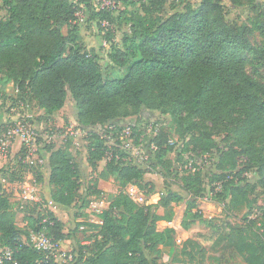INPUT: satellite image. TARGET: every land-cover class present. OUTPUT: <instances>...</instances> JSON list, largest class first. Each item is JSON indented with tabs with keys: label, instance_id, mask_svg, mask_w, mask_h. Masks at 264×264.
I'll return each instance as SVG.
<instances>
[{
	"label": "trees",
	"instance_id": "1",
	"mask_svg": "<svg viewBox=\"0 0 264 264\" xmlns=\"http://www.w3.org/2000/svg\"><path fill=\"white\" fill-rule=\"evenodd\" d=\"M230 1L242 4L241 0ZM166 2L122 0L128 6L139 5L140 8L129 13L128 29L117 43L114 32L120 18L117 10L99 9L95 0H0L6 10V16H0V84L4 87L13 82L16 100L23 106L36 101L46 114L63 108L71 97L79 125L85 128L107 126L108 133H111L109 126L115 125L113 134L123 131L122 118L156 109L170 112L181 123H192L190 129L193 130L196 119L207 120L217 127H230L231 131L241 134V150L247 153L251 164L258 166L264 183V86L246 70L247 61H251L249 56H254L253 61L264 59V50L251 42L254 31L264 33V10L251 25H235L221 14L224 0H201L198 7L187 4L184 11L169 16L163 14ZM78 12L83 13V21L78 20ZM105 20L111 26H105ZM86 21L96 23L102 42L108 43L103 47L105 59L81 40L80 25ZM62 26H67L66 34ZM103 61L124 74L115 77L105 72ZM94 133L98 141L89 147L87 161L96 169L111 145L105 143L107 139L99 129H94ZM160 139L159 134L148 141V146L154 142L157 148L150 151L152 156L146 167L126 161L124 152H127L121 143L113 144L112 157L100 173L104 179L113 177L122 187L134 185L143 190L142 203L123 189L111 193L110 203L100 215L102 223L79 221L73 234L66 233L64 222L43 207L48 200L43 197L41 202L31 201L37 214L30 228L37 231L45 226L51 236L61 240L75 237L79 230L84 235L89 228L93 230L87 236L91 240L89 245L80 244L86 236L77 238L76 248L81 257L73 264H179L159 262L149 255L160 244L175 240L174 229L157 227L162 222L172 221L173 205L186 200L170 185L171 176L178 171H174L172 162L164 156ZM194 140L198 145L199 137ZM211 145L207 141L206 149ZM231 148L234 160L239 150ZM50 150V198L60 206L76 205L81 170L74 153L69 145ZM20 153L21 158L13 165L22 168V174L32 173L37 182L43 181L44 163H29L25 145ZM10 170V179L23 180V175H15L14 167ZM146 172L162 175L165 186L157 190V183L147 179ZM189 172L183 175L184 184L180 185L193 193L187 214L193 218L192 222L205 220L203 211L195 210L196 197L203 192L196 186L202 182L201 175ZM238 172L213 174L232 182L221 190L212 187L225 212L247 188L234 183L235 177L241 174ZM97 188L89 190L100 194L102 190ZM155 193L160 194L159 202H150ZM84 205H89V201H84L80 207ZM45 217H49V221L40 223ZM250 218L252 226L258 224L264 231V214ZM15 222L9 195L0 180V245L18 247L21 244L18 253L21 264H35L41 255L23 241L29 227L18 228ZM82 225L86 229H80ZM242 231L238 233L236 251L248 264H264V241L252 239ZM246 232L251 233V228ZM188 240L183 241L184 247Z\"/></svg>",
	"mask_w": 264,
	"mask_h": 264
},
{
	"label": "rangeland",
	"instance_id": "2",
	"mask_svg": "<svg viewBox=\"0 0 264 264\" xmlns=\"http://www.w3.org/2000/svg\"><path fill=\"white\" fill-rule=\"evenodd\" d=\"M242 4H234L230 0H224L221 7V14L228 22L235 25L251 23L260 16L264 10V0H241ZM201 0H167L163 10L165 16H169L176 11H184L187 4L198 7ZM139 5L128 6L119 3L116 13L120 18L114 25L115 42H119L124 31H127V17L132 10H138ZM0 16H6V10L0 4ZM62 32L67 33V26H62ZM81 40L90 48L95 49L101 58L105 59V50L102 42V34L100 28L91 21H86L80 25ZM253 46L264 50V33L254 31L251 35ZM249 56L246 63L248 74L258 83L264 86V59L254 60ZM105 72L115 77H121L124 73L118 69H112L110 65L103 61ZM13 83V82H10ZM4 86V91L5 88ZM11 96L5 92L4 96H0V131L5 125H13L15 122L23 121L28 127L35 132L34 155L39 159L46 161L41 181L37 188V194L44 199L50 198V190H48L50 169L48 160L51 148L58 149L65 145H69L74 153V159L81 170V186L78 191L77 204L71 206H58L56 215L64 222V230L66 233L74 232L77 229L79 221L92 222L101 218V209H105L109 205V197L111 193L125 190L135 198L137 202L142 203L140 197H143V190L133 191L131 185L122 187L119 181L113 177L107 179L102 178L100 173L106 167L111 156L110 148L113 144L122 142L121 131L116 134L108 133L107 126L103 128L86 126L83 127L76 122V105L71 97H69L63 108L52 113L46 114L36 101H30L28 106H23L20 100H16L17 90ZM12 92V91H11ZM1 93V92H0ZM14 117V118H12ZM122 125H132V139L136 147L140 146L144 149V154L151 153L148 141L160 134L162 149L165 150L164 156L172 162L174 171L178 174L172 175L170 185L177 191L181 192L186 200L181 204H174L173 209L175 215L172 221H165L158 225L159 230L174 229V239L172 243L160 244L155 251L149 253L151 258L159 260V262H175L179 264H248L244 258L236 251L235 243L239 237V231L247 233L250 238L264 241V231L261 226H252V215L264 214V183L259 176L258 166L251 164L247 153L241 150L240 138L241 134L231 131L230 127H217L207 120L196 119L195 129H190L192 123H181L175 119L170 112L165 110H144L140 113L133 114L129 117L122 118ZM152 131H148V129ZM94 129L107 139V145H111L104 158L98 163V167L93 169L87 161L88 149L98 140L95 137ZM115 132V131H114ZM206 133V134H205ZM199 137L198 145L194 144V138ZM210 141V148L206 149V143ZM231 147L239 150V155L232 160L230 153L233 152ZM28 154V151H27ZM21 153L17 156L19 157ZM124 159L132 163H138L146 167V163L142 160L124 152ZM20 159V158H18ZM10 155L7 158L0 159V167L3 171L0 174V180L9 195L11 208L16 215V226L21 229L32 227L33 219L36 217L37 208L33 202H29L24 198L27 183H32L35 178L31 173L22 174V168L13 165ZM17 161V160H16ZM192 161L193 169H190L188 163ZM23 163H26L23 161ZM27 164V163H26ZM11 166L15 168V175H23V180L10 179ZM7 167H10L8 170ZM17 167V168H16ZM200 173L202 182L195 183L197 187H201L202 194L197 198V209H201L205 220L192 222L193 218L187 214L188 202L192 198L193 193H189L181 188L184 184L183 175L190 173ZM241 173L236 176L235 182L241 187L246 185V191L241 193L239 198L230 204L231 209L228 212L223 211V207L216 200V195L212 191V187L221 190L223 186L231 184L228 178L218 179L213 176L223 171ZM146 178L154 180L157 183V190L165 186V179L162 175L146 172ZM36 179V178H35ZM248 185V186H247ZM98 186L101 189L100 194L89 190L90 187ZM160 200V194L155 193L151 196L150 202L157 203ZM89 201V205L80 207L83 202ZM230 197L227 199L229 203ZM98 204V209L93 210L91 204ZM100 206L101 209H100ZM264 222V220H262ZM195 225H192L194 224ZM252 223V224H251ZM248 227L251 233H248ZM89 228V227H88ZM183 229L188 230L185 232ZM93 230L89 228L87 233L82 234L80 230L73 238H68L65 245L77 246V238L85 237L90 239L89 234ZM189 239L188 244L184 247L183 241ZM84 240V239H83ZM81 244V242H80Z\"/></svg>",
	"mask_w": 264,
	"mask_h": 264
},
{
	"label": "built area",
	"instance_id": "3",
	"mask_svg": "<svg viewBox=\"0 0 264 264\" xmlns=\"http://www.w3.org/2000/svg\"><path fill=\"white\" fill-rule=\"evenodd\" d=\"M121 2L122 0H95V3L99 9H107L111 11L117 10L119 8V3ZM77 18L79 21H83V13L78 12ZM103 24L105 26H111L110 22L106 20L103 22ZM103 45L107 47L108 43L106 40L103 41ZM109 129L113 134V132L116 131V126L110 125ZM148 131L151 132L152 129L150 128L148 129ZM133 132L134 131L131 125H126L124 127L123 131L121 132V137H123L121 147L128 154L139 158L141 162L143 160L145 163H147L152 154L147 153L146 155H143L144 149L140 146L136 147L132 139ZM15 138L22 139L24 145L26 146L28 151L27 161H29V163L34 164L36 161L37 163H44L42 159H39L37 155H34L35 132L30 127H28L23 121L15 122L14 125L10 126L5 125V127H3V130L0 131V158H7L10 155L12 141ZM149 145L151 150L157 148L154 142H151ZM107 154L112 157L111 152ZM188 166L190 169L194 170L192 161L188 163ZM38 184L39 183L36 181L35 178L33 179L32 183L26 184L28 186H26L24 198L27 201L41 202L42 197L37 194ZM130 189L136 192L139 191V188L134 185H131ZM131 197L135 200L133 196ZM140 199L143 202L144 195L143 197L141 196ZM98 206L99 205L95 203L91 204V208L93 210L98 209ZM43 207L48 208L55 214L58 210L57 204L52 199L44 201ZM101 207L102 206H100V209ZM103 210L101 209L100 212L102 213ZM47 221H49V217H45L40 223H46ZM51 222L53 223V221ZM92 222L102 223V220L101 218H99L96 221ZM45 228L46 227L44 226L42 229L36 231L29 227L28 235H25L23 237V241L27 243L30 248L34 249L41 255V258L37 260L35 264H73L80 259L81 253L78 248H76L75 246L65 245L66 243H68L67 240L56 239L54 236H51ZM80 229H86V226L82 225ZM80 242L82 245H89L91 243V240L84 239ZM21 246V244L18 247H13L11 245H0V264H21L20 259L18 257V253L20 252Z\"/></svg>",
	"mask_w": 264,
	"mask_h": 264
},
{
	"label": "crops",
	"instance_id": "4",
	"mask_svg": "<svg viewBox=\"0 0 264 264\" xmlns=\"http://www.w3.org/2000/svg\"><path fill=\"white\" fill-rule=\"evenodd\" d=\"M4 87H2V85L0 84V96H4L5 95V92L8 94V96H11L13 93H14V91H15V89H14V84L13 83H8L7 84V87L5 88V91H4V89H3ZM12 91V92H11ZM12 118H14V117H12ZM23 145H24V143H23V141H22V139H20V138H15L13 141H12V146H11V152H10V158L11 159H14L13 160V163L12 164H14V163H16L17 161V159L18 158H21V156H17L19 153H20V151H21V149H22V147H23ZM1 159V158H0ZM44 161V165H45V163H46V161L45 160H43ZM44 167V166H43ZM0 169H1V167H0ZM43 170H44V168H43ZM31 175H33L32 173H31ZM39 183V182H38ZM192 225H195V223L194 224H192ZM185 232H188V230H185V229H183Z\"/></svg>",
	"mask_w": 264,
	"mask_h": 264
}]
</instances>
